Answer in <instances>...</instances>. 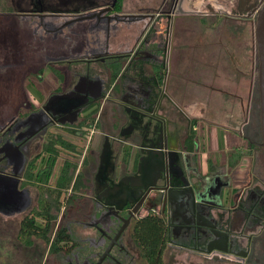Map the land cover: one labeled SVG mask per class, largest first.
<instances>
[{
    "label": "flooded vegetation",
    "instance_id": "1",
    "mask_svg": "<svg viewBox=\"0 0 264 264\" xmlns=\"http://www.w3.org/2000/svg\"><path fill=\"white\" fill-rule=\"evenodd\" d=\"M198 1L205 2L133 0L134 9L128 10L127 0H0L3 6L0 10V216L19 222V238L24 221L30 220L35 226L45 224L47 214L42 213L43 207L50 208L55 215L61 212L60 217L51 221L52 238L61 229L66 230L68 239L54 251L49 244L43 264H48L50 259L51 264H147L139 232L151 216L161 218L166 225L157 264H264V164H259L260 159L264 162V152L260 116L258 124L249 128L243 113L236 117L230 126L237 127L236 132L243 138L241 144L230 150L226 158L206 154L208 168L204 171L199 163L201 156L195 153L199 146L196 142L192 151L189 139L204 120L183 114L165 92L167 69L159 70L175 59L189 66L197 61L205 64V44L183 42V39L175 42L179 17L205 19V3L201 11L193 6ZM259 4L262 7L264 0ZM259 4L237 0L234 16L241 20L257 17ZM252 10L254 14L247 17ZM19 19L29 24L36 20L34 23L42 25L44 33L54 35L55 41L60 37L66 39L72 50L69 55L46 56L48 68H57L60 75H55L59 80L56 88L39 106L28 95L21 100L22 94L19 96L17 90L20 82L17 69L23 65V74L28 70L27 59L35 46L29 36V24H22ZM41 39L44 40L43 36ZM58 48L68 47L63 43ZM134 63L145 65L133 69ZM112 64L121 65L115 80L111 77ZM194 68H197L194 73L200 74L201 67ZM30 72L35 75V70L25 74ZM202 74L205 79V70ZM43 75L44 71L37 78L42 79ZM124 79H128L127 83ZM232 95H225L221 103L227 101L232 105L236 98ZM110 105L125 113L130 111V116L122 122V130L115 136H107L112 150L108 163L103 164L100 172L97 171L100 165L93 173L87 171L88 187L77 188L85 159L95 154L89 140L80 163L78 145L65 135L79 136V130L85 126L84 134L92 139L91 116ZM159 108L165 109L163 115L170 122L167 145L176 147L178 152L172 165L176 177L169 182L174 188L170 202H164L159 191H153V199L146 201L148 192L143 188L152 180L147 163L141 161L147 154L141 151L140 144L149 143L147 140L137 139L124 157L125 173H113V164L119 165L115 151L116 144L120 145L118 138L128 132L131 138H136L141 111L161 112ZM241 108L246 113L242 101L238 106ZM59 136L76 147L66 149L60 143L55 144L59 156L45 184L39 178L50 160L46 147ZM105 142L106 138L103 145ZM66 162L72 164L73 183L66 191H60L57 181ZM90 166L91 163L88 170ZM204 181L205 203L196 205L188 186L183 195L177 190L185 183L196 186ZM126 187L136 188L135 192L125 195ZM136 198L135 203H129ZM34 240L46 243L44 239Z\"/></svg>",
    "mask_w": 264,
    "mask_h": 264
},
{
    "label": "rangeland",
    "instance_id": "2",
    "mask_svg": "<svg viewBox=\"0 0 264 264\" xmlns=\"http://www.w3.org/2000/svg\"><path fill=\"white\" fill-rule=\"evenodd\" d=\"M251 1H256L259 4L260 0ZM133 3V0H127L126 9H134ZM204 3L205 21L200 17L178 18L175 42H180L183 39V42L205 44V101L213 105V100L216 105H219L225 95L233 94L232 96L236 97L233 98V103L239 106L242 101L243 108L247 109L246 113L242 111V117L244 118L245 115L248 119V128L251 124L255 126L258 124L260 116L259 97L257 95V93L259 94V60L255 39L256 16L245 20L236 19L234 14H237V0H205V2H194L193 6H197L198 10L201 11ZM258 6L261 7V4ZM2 8L3 6L0 5V10ZM34 21L36 20H33V24H29L26 20L19 19L22 24H29V36L33 38L35 45L34 50L28 56V70L25 73L29 70L36 71L41 66L44 68V75L42 79H39L36 75L32 76L31 72L28 75L23 74L24 66H19L17 72L20 82L17 84V90L19 96L22 94L21 100L25 98V95H28L30 99L34 100V104L39 106L53 92L52 89L56 88L59 82L53 69L48 68L46 56L51 57L61 53L69 55L72 50L66 39L60 37L57 41L53 40L54 35L44 33L42 25L37 22L34 23ZM42 36L44 40L41 39ZM63 43L67 44L68 47L65 50L58 48ZM29 62H32L31 67ZM20 74L22 75L20 76ZM250 96L252 99H249ZM230 102H232L231 99ZM208 126L210 125L208 124ZM85 128L84 126L79 130V136L65 135V138H69L78 145L81 151L80 163L83 161L86 146L89 144V138L85 136L87 134H84ZM200 138L202 139V136ZM201 141L206 144V137L205 141L203 139ZM93 142L91 140L90 146L94 150ZM243 144L246 142L244 141ZM208 148L206 147L205 150ZM95 155L91 158V166L93 159L96 158ZM217 157L219 159L226 158L227 150L217 154ZM260 162L263 166V160L260 159L259 164ZM91 170L90 167L89 171L92 173ZM68 218H65V221ZM18 227L19 222L17 220L0 216V264H43L46 262L49 244L35 241L31 247L24 246L17 235ZM39 250L40 254L37 253ZM51 260L48 264L52 263Z\"/></svg>",
    "mask_w": 264,
    "mask_h": 264
},
{
    "label": "crops",
    "instance_id": "3",
    "mask_svg": "<svg viewBox=\"0 0 264 264\" xmlns=\"http://www.w3.org/2000/svg\"><path fill=\"white\" fill-rule=\"evenodd\" d=\"M195 63L196 64L189 66L187 62L181 59H175L173 61L170 60L167 67L160 66L159 70L167 69L168 75L165 82V92L171 96L174 104L178 105L183 114L190 119L199 118V120H204L203 123L199 122L197 126L195 147L197 142L199 150L196 151V148L194 150L195 153L197 152V155L201 156L199 163L201 168L205 171V169L208 168V164L205 163L206 154L217 155L224 152V150H227V153H229L235 146L241 144L243 138L236 132L237 127L232 128L230 125L233 126V123H235L233 122L234 119L241 116L243 112L242 108L238 109L235 103L230 105L227 101H223L219 105H216L213 100V105L207 101L208 105L205 107V79H202V77H204L202 72L205 70V64H202L201 61ZM142 65H145V63H134L133 69L139 68ZM196 66L201 67V69H199L200 74L194 73V70L197 69L194 68ZM152 72L151 69L149 75H152ZM127 81L128 79H124V83H127ZM119 82L121 83V80H119ZM130 104L131 103H129V105ZM131 106L135 105L131 104ZM170 111V115L172 116L173 112L172 110ZM183 114H181V116H183ZM129 116L130 111L125 113L122 110L114 108L113 105L108 106L102 112L93 116L94 121L91 130L92 139L89 140L94 141L96 158H94L95 160L93 159V164L90 166L92 168V173L95 171L96 167L100 165V158L98 155L100 154V149H102L104 139L107 136H115L122 130V122H125ZM208 124L210 126H208ZM131 136L129 132L126 133V135L124 134L123 137H121L123 143H120V145L116 144L115 146L116 159L121 166L124 162V157L128 156L127 154L131 152L132 148H134V144L139 140L137 136L136 138H131ZM200 136H202L204 141L206 137V144L204 142L202 143ZM206 147H209L208 150H205ZM121 173L123 174L125 171L121 170Z\"/></svg>",
    "mask_w": 264,
    "mask_h": 264
},
{
    "label": "water",
    "instance_id": "4",
    "mask_svg": "<svg viewBox=\"0 0 264 264\" xmlns=\"http://www.w3.org/2000/svg\"><path fill=\"white\" fill-rule=\"evenodd\" d=\"M255 10H252L246 16L250 17L254 14ZM255 39L258 51V89H259V102H260V125L262 134V146L264 152V4L260 10H258L255 25ZM161 112H149L141 111L139 118V129L137 131L138 139L143 141L147 140L149 143H141L140 148L142 152H146L147 156H142L141 161L147 163L148 169L150 170L149 181L144 185V190L147 193V200L151 201L153 199V191H159L164 202H170L172 198L171 188L169 182L173 177H176L172 169V165L177 158L178 152L176 147H169L167 145V140L169 139V120L163 115L165 109L159 108ZM37 114V113H36ZM35 115V114H34ZM32 117V114L30 115ZM120 136V135H119ZM109 137H106V142L103 145L102 153L100 156V166L98 167V172L103 168L104 163H108L109 157L111 155V144L108 141ZM118 142L123 143L121 136L118 138ZM175 159V160H174ZM114 175H122L121 170L125 171V166L114 165ZM209 181V180H208ZM121 184V182H120ZM117 184V185H120ZM188 182L183 185V187L177 189L180 194L186 189V186L191 189V199L195 204L205 203V181L204 183L198 182L197 184ZM134 186V185H133ZM138 186V185H137ZM136 188L126 187V194H132L135 192ZM183 195V194H181ZM179 195V199L181 197ZM154 196V195H153ZM186 199V196L184 197ZM137 198L134 200H129V203H135ZM157 201L156 203H158ZM154 211V210H153ZM157 214L159 212L155 211Z\"/></svg>",
    "mask_w": 264,
    "mask_h": 264
},
{
    "label": "trees",
    "instance_id": "5",
    "mask_svg": "<svg viewBox=\"0 0 264 264\" xmlns=\"http://www.w3.org/2000/svg\"><path fill=\"white\" fill-rule=\"evenodd\" d=\"M112 68V80H115V78L118 75V72L121 68L120 64H112L110 65ZM55 74L60 75V72L57 68L52 67ZM43 68H40L35 71L36 76H40L43 73ZM160 81L162 82V77H160ZM92 120H94V117H92ZM82 125V124H81ZM68 132H73L71 130H67ZM190 139V149L194 151L195 149V139H196V132L193 131ZM60 143L63 147L66 149H74L76 145H74L72 142L65 140L61 136L58 137V140L52 141L48 144L46 147L47 151L50 153V160L47 165V170L42 171L39 180L42 183H47L50 176L52 175V171L54 169L56 160L58 159L59 152L56 148L55 144ZM81 153V152H80ZM238 156L241 155V153L237 154ZM93 158V157H91ZM91 158H86L84 163V168L78 178L77 181V188H86L88 187L90 183V179L88 177L89 172L87 166L91 163ZM70 167H72V164L70 162H66V164L61 168V171L59 172L58 177V187L60 188V191H66L73 183L74 174L70 172ZM77 167V165H74V170ZM42 213L47 214L45 224H41L39 226H35L30 220H26L22 224V229L20 231L19 240L20 242L26 246L31 247L33 246L36 238L38 239H44V241L47 244H52V251L58 249L57 247L61 244L63 241H67L68 234L66 233V230H58L55 234L56 238H52L53 234V226L51 221L53 219L57 218V215L53 214L52 210L42 208ZM59 211V209H58ZM141 231L140 239L142 241V252H143V258L147 262V264H157L158 261V254L160 247L162 245V241L164 239V235L166 233V225L165 222L157 217V216H151L149 217L146 222H144L143 225H141ZM37 228L40 230L37 232ZM33 235H35V238H33Z\"/></svg>",
    "mask_w": 264,
    "mask_h": 264
}]
</instances>
